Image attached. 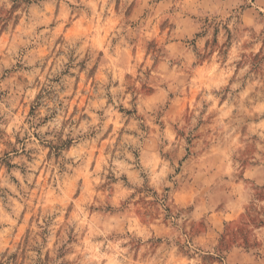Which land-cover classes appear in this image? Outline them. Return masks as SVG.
<instances>
[{
  "label": "clouds",
  "instance_id": "obj_1",
  "mask_svg": "<svg viewBox=\"0 0 264 264\" xmlns=\"http://www.w3.org/2000/svg\"><path fill=\"white\" fill-rule=\"evenodd\" d=\"M0 264H264V0H0Z\"/></svg>",
  "mask_w": 264,
  "mask_h": 264
}]
</instances>
